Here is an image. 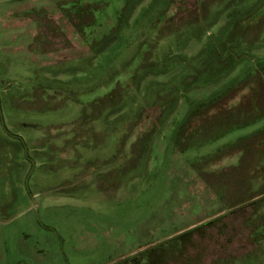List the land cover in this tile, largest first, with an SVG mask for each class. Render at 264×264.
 Listing matches in <instances>:
<instances>
[{
    "label": "rangeland",
    "instance_id": "1",
    "mask_svg": "<svg viewBox=\"0 0 264 264\" xmlns=\"http://www.w3.org/2000/svg\"><path fill=\"white\" fill-rule=\"evenodd\" d=\"M0 264H264V0H0Z\"/></svg>",
    "mask_w": 264,
    "mask_h": 264
},
{
    "label": "trees",
    "instance_id": "2",
    "mask_svg": "<svg viewBox=\"0 0 264 264\" xmlns=\"http://www.w3.org/2000/svg\"><path fill=\"white\" fill-rule=\"evenodd\" d=\"M262 13L260 12L257 16L261 15ZM255 20V19H254ZM256 202V201H255Z\"/></svg>",
    "mask_w": 264,
    "mask_h": 264
}]
</instances>
